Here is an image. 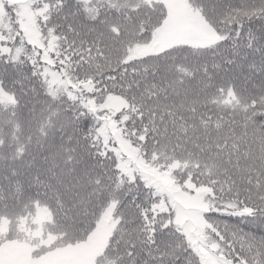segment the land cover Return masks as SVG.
Returning a JSON list of instances; mask_svg holds the SVG:
<instances>
[{"label":"snow or ice","instance_id":"snow-or-ice-1","mask_svg":"<svg viewBox=\"0 0 264 264\" xmlns=\"http://www.w3.org/2000/svg\"><path fill=\"white\" fill-rule=\"evenodd\" d=\"M0 264H264V0H0Z\"/></svg>","mask_w":264,"mask_h":264}]
</instances>
